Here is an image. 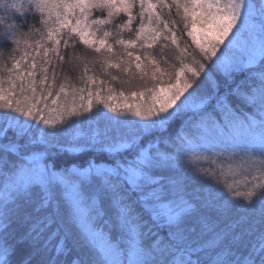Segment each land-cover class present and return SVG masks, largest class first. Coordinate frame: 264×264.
Instances as JSON below:
<instances>
[{
  "label": "snow or ice",
  "instance_id": "6c2138e0",
  "mask_svg": "<svg viewBox=\"0 0 264 264\" xmlns=\"http://www.w3.org/2000/svg\"><path fill=\"white\" fill-rule=\"evenodd\" d=\"M137 3L114 61L96 34L120 12L131 30ZM65 33L105 72L135 62L143 87L117 94L85 65L83 87L57 88ZM22 42L0 74V264H264V0H0V44ZM158 44L167 67L129 51Z\"/></svg>",
  "mask_w": 264,
  "mask_h": 264
},
{
  "label": "trees",
  "instance_id": "16d2710c",
  "mask_svg": "<svg viewBox=\"0 0 264 264\" xmlns=\"http://www.w3.org/2000/svg\"><path fill=\"white\" fill-rule=\"evenodd\" d=\"M156 0H153V3H155ZM168 3L171 2V0H167ZM157 11L161 15L162 19H168V20H176L177 23L182 28V23H180V17H178L175 13V9L173 8L171 11V15H169V11L166 8L159 7L157 8ZM140 7L139 4L132 9V25L131 30L128 28H119L118 25H123L126 23L128 17L123 12H120L117 15H114L112 18L111 23L101 26L102 30L97 32L96 38H100L103 36V31H109L112 33L111 36L107 38L108 43L113 44V51L116 54L113 57V60L115 61L117 57L124 58L126 57V53L124 52L123 46L116 45L115 40L118 38H122L125 40H134L136 38L135 32L136 29L139 27L140 24ZM107 15L106 10L103 9H94L92 16L89 17V19H95L97 17L103 18ZM40 20V14L39 13H33L29 12L24 22L26 25L33 26L35 28H41V24L39 23ZM74 22V21H73ZM145 24H147V14L145 15ZM95 27V26H93ZM24 31H27V27L23 29ZM117 33H119V36H117ZM65 38L69 39V47L64 48L62 45V53L66 56V61L71 60V63H64L61 67L62 70L58 69V76H57V88L61 83H68L71 85H75L77 87H83V83L81 82V76L83 75V69L85 65H87L89 72L88 75L94 76L98 79L104 80L107 82V87L110 85L118 94L120 91H124L127 95L131 91H135L144 85V81L140 79V72L135 67V62L132 63L131 68L129 72H124L121 69L116 68H110L105 72L102 67V60L103 57L97 53L94 52V50L89 49L87 46L82 45L79 42L78 37L75 35H72L71 38H69L68 34L65 33ZM39 39V35H33L28 38V43L33 44L35 40ZM188 41L190 43V38L184 37L181 40V47L184 46V41ZM16 48L14 44H0V74H3L5 77L7 76V69L11 68V65L13 63L12 57L15 56L17 59L19 58L21 51L24 48V44L22 42L21 48L13 51ZM32 49H29L31 51ZM129 51H133L134 54L140 55L143 58V55L145 51H150L152 53V57L157 60L161 64V67H167V65L163 64V59H169V63H171V57L174 55L173 51L169 48L164 51V53H161V47L160 45L154 46L153 49H141L139 45L135 49H129ZM189 51H192V48H189ZM261 51L259 48H257L253 53L252 56L259 57L261 55ZM123 67V66H122ZM142 71H151L149 67L146 66V64H142L141 66ZM115 76L117 79L113 80L112 77ZM67 78V79H66ZM130 81V82H129ZM150 83V81H149ZM107 111V110H105ZM69 134H71V129H69ZM78 158V159H77ZM91 158L85 153H69L66 157L68 161V165L71 166V163L73 162H80L84 159Z\"/></svg>",
  "mask_w": 264,
  "mask_h": 264
}]
</instances>
